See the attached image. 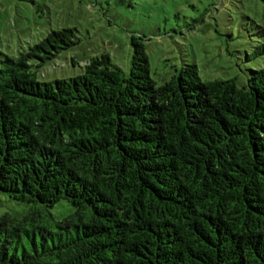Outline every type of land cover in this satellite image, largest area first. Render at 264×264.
Instances as JSON below:
<instances>
[{
  "label": "trees",
  "instance_id": "trees-1",
  "mask_svg": "<svg viewBox=\"0 0 264 264\" xmlns=\"http://www.w3.org/2000/svg\"><path fill=\"white\" fill-rule=\"evenodd\" d=\"M145 39L128 73L104 53L53 82L77 29L0 52V194L24 206L0 215V264H264V67L158 86Z\"/></svg>",
  "mask_w": 264,
  "mask_h": 264
},
{
  "label": "rangeland",
  "instance_id": "rangeland-1",
  "mask_svg": "<svg viewBox=\"0 0 264 264\" xmlns=\"http://www.w3.org/2000/svg\"><path fill=\"white\" fill-rule=\"evenodd\" d=\"M75 28L82 42L46 64L42 82L83 74L84 63L108 53L130 71L131 37L144 36L158 86L195 64L202 81L247 82L263 57L247 59L264 29V0H0V52L18 57L50 31ZM76 62V65L72 61ZM24 206L0 194V215Z\"/></svg>",
  "mask_w": 264,
  "mask_h": 264
}]
</instances>
